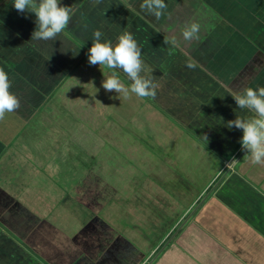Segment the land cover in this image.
I'll use <instances>...</instances> for the list:
<instances>
[{
    "label": "crops",
    "instance_id": "0c3cea01",
    "mask_svg": "<svg viewBox=\"0 0 264 264\" xmlns=\"http://www.w3.org/2000/svg\"><path fill=\"white\" fill-rule=\"evenodd\" d=\"M62 1L76 15L56 41H44L31 40L36 28L34 13L17 16L13 0H0V68L8 77L15 72H21L24 77L23 64L13 55L26 54L35 64L43 62L42 51L55 58L41 68L39 65L33 68L31 71L35 72L27 77L29 86L36 85L35 79L41 83L45 79L54 81V90L49 94H42L41 89L32 96H17L20 107L0 121V264H149L169 234L179 224L177 230L182 229L217 183L210 217L213 224L208 229L200 228L203 254L199 264H264V165L252 164L242 150V130L226 126L237 115H252L240 110L229 93L264 86V0H204L213 7L223 3L225 7L230 6V16L216 18L213 23L209 20L211 26H206L205 20L198 38L192 40L183 37L184 29L192 21L187 20L180 29L173 18L169 27L165 24L167 20L157 25L158 21L152 18L137 17L127 11L126 6L135 7L137 0ZM101 9L103 12L99 14ZM223 19L228 23L225 28ZM77 28H81V35H77ZM95 30L104 34L102 42L109 40L113 44L123 32L133 34L142 50L145 65L142 75L158 85L155 98H145L151 104L149 110L156 109L152 116L170 118L175 122L171 126L194 134L197 146L205 142L210 149L201 150L198 146L204 168L212 167V159L225 161L224 165L213 166L225 169L206 182L197 198L202 196L198 204L197 199L191 206L187 197H176L167 180L165 184L163 180L157 181L154 174L143 172L146 177L140 180L133 174L125 185L110 182L103 171L119 172V168L105 164L101 167L96 155L92 161L87 149L83 153L72 139L55 138L62 128L60 112L69 111L71 117L70 106L76 102L74 96L56 97V90L72 70L89 64L88 50ZM62 37L67 39L64 43H72L65 46V51L61 49ZM84 38L82 49L77 41ZM173 40L178 44L171 43ZM42 42L48 44L49 52L45 50L46 45L41 46ZM79 54L83 55L81 59ZM103 70L106 76L113 71ZM46 71L50 74H44ZM116 71L126 86L131 84L122 71ZM36 72L42 74L36 77ZM79 75V80L89 82L86 75ZM37 86L40 85L37 83ZM9 91L13 93L12 89ZM104 94L109 95L102 89V103L110 106ZM143 99L135 96L141 105ZM87 103L81 101V105L87 106ZM110 111L111 108L105 117L107 123L101 127L98 125L100 114L87 116L86 130L94 133L99 128L105 136L120 130L116 119H111ZM49 137L53 141L48 143ZM168 154L175 162L188 158V153L180 157ZM233 157L237 162L227 168ZM174 161L167 166L183 165ZM211 183L213 188L206 193ZM158 189L164 192L160 193L161 197L165 195L170 201L165 213L158 212ZM144 196L155 203H149L146 198L145 203L141 202ZM140 204L144 206L141 212L136 208ZM182 206L186 207L185 211L179 213L178 208ZM122 214L125 219H119ZM141 216H145L143 223ZM154 230L160 232L155 243L149 241Z\"/></svg>",
    "mask_w": 264,
    "mask_h": 264
},
{
    "label": "rangeland",
    "instance_id": "374dc122",
    "mask_svg": "<svg viewBox=\"0 0 264 264\" xmlns=\"http://www.w3.org/2000/svg\"><path fill=\"white\" fill-rule=\"evenodd\" d=\"M60 2L62 5L65 4V2H63L62 0H60ZM142 2L143 0H137V3H134L133 5L135 7H132L131 5H129L130 7L126 6L127 11L132 12V14H135L137 17L152 18L153 20L158 21L157 25L161 24L162 22L164 23V21L167 20L165 23L167 27H169L172 21L171 19L173 18L176 21L175 25H177L178 29L182 28L183 24L187 20L192 21L191 24L197 23L200 25V28H204L205 20L207 21L206 26H211L216 18L217 20H219V18L222 19L230 16V6L225 7L224 3L220 5V7H213V5L210 6L209 3H205L204 0H165L167 8L164 11V15L160 19H156L154 16L149 15L147 12L141 9ZM14 12V14H16L17 16H23L26 14V12L19 13L15 8ZM102 12V9L99 10V14H102ZM74 15L76 14L73 10L72 16ZM212 18L214 19L212 20ZM209 20L212 21L211 24H208ZM222 24L223 28H225L227 27L228 23H225L223 19ZM76 33L77 35H81V28H77ZM65 36L67 37L68 35L65 34ZM175 36H177V33ZM66 37H62L63 43L67 40ZM85 41V38L83 40H78L77 42L80 45L77 44V46H81L82 49H84L85 45L82 42L85 43ZM43 45L44 44L42 42L41 46ZM65 46H72V43L67 42L62 44L61 49L64 50ZM45 50H49L48 46L47 48H45ZM42 54L44 56L42 60H44L42 62L39 58L41 62L37 64H35L32 61V58L26 54H20V56L13 55V58H15L17 62L19 61L23 64L22 70L24 74V77H22L21 72H15V74L11 73L9 80L11 82V86H13L12 88H10L13 90V94H15L16 96H22V94L23 96H32L34 92H37L38 90L41 91V89L42 94H49L54 90V81L48 79H45L44 81L42 80V83L41 81L36 82L35 79L34 83H36V85L34 86H32L31 84L29 86V82H27V77L35 72L31 71L33 70V68H37L38 65L39 68H41V65L45 62L55 61L54 57L51 59V54L48 55L46 53H43V51ZM81 57H83V55L79 54L78 59H81ZM26 67L31 68L30 71H27ZM103 68L106 67L102 66L101 69H95L90 67L87 63L82 64L78 69L75 68L74 70H72L69 76L66 77L67 80H65V82L58 88V90H56L57 92H59L58 94L56 92V97L74 96L73 101L76 102L72 103V106H70L71 108H73V111L70 114L71 117H69V111L60 112L59 121L61 122L62 128H60L61 132H56L57 134L55 138L61 137V140L64 138L72 139L75 142V146L84 151L83 153H86L87 151V153L91 155L89 159L93 161V155H96L98 157V162L101 163V167L103 164H105L107 167L116 166L117 168H119V172L109 169H107L105 172L103 171V173L107 175L110 182H116L118 183V185H125L127 180L129 179V176L134 174L133 176H135V178L137 177L140 180L142 177H146L143 173L145 172L147 174H154L157 181L163 180L162 182L164 183L167 180V182L170 184V188L172 186L173 193L176 192V197L183 196L187 197V199L194 197L197 198L200 195L202 189L205 188L207 184L206 182L211 180L212 176L216 175L220 171V169H225L222 167L220 168L213 166L224 165L225 161L219 159H216L214 161V159H212V167H207L209 169L204 168V163L201 162V159H203V157H200L201 152L199 151L198 146L202 148L201 150H205L207 148L210 149L209 146H207L205 142H200V144H198L197 146L196 136L194 134H190L188 131L182 128H177L175 126L177 128L176 129L171 126L173 123L175 125V122H173L170 118L166 119L162 117L164 118V120H162L160 116L158 117L159 119L152 116L153 111H155L156 109L152 107V110L150 111L149 108L151 104H149L145 98L143 99L141 105L139 100H135L134 94L130 95L128 99H124L121 96H118L116 92L112 91L107 92L109 93V95L104 94V97L108 99L110 106L103 104V87L101 85L104 76L107 77L105 75L107 73L105 70H103ZM39 73L42 74V72ZM81 73L87 76L89 82L87 80H85V82L79 80V74ZM41 74H38L36 72L34 75L38 77ZM44 74L49 75L50 72L46 71ZM91 82L92 84H90ZM37 83L40 86H37ZM77 94H80V97H78V99L76 98ZM81 101H85V103L87 101V106L86 104L81 105ZM76 104L78 105V107L76 106ZM68 105H70V103H68L67 106ZM109 108H111L112 111L109 112L111 115L110 117L111 119H116V121L120 125V130H116V132L114 134H110V136H105V134L100 133L99 128L95 129L94 133L89 129L86 130V128L88 127L86 125V117L88 116V118H90L91 114H94L95 117L100 114L101 121L98 122V125L99 127L104 126V124L108 121V119H106L105 117H107V111H109ZM35 121L39 120L36 118ZM50 127L51 126L48 125V128ZM87 131H90V133ZM68 133L72 135H68ZM106 134L109 135V133ZM108 137L111 138V141ZM49 140L48 143L53 141L52 137H49ZM46 141L47 139H45V141L43 142L44 145ZM167 152L176 154V156H186L188 153V158L180 159L175 162L173 158L172 160H170V154L167 155ZM206 153L209 154L210 151L208 152L207 150ZM171 161H174V163H176L177 165H179L178 163H181L183 165L170 168V166H167V164H170ZM135 167H137V169H135ZM231 167L232 164H227V168ZM139 168L142 170L141 173L138 170ZM184 185L187 188L186 192L184 191ZM217 186L218 183L214 185V188H216ZM214 188L208 194V196L204 197V199L196 208L195 213L191 214V216L186 220V223L182 227V229L181 227L179 228L181 230L175 233V236L173 235L172 238L167 241L164 247L158 252V254H156V256L150 261L149 264H199V257L201 258L203 254V244L201 243L203 232L200 228L206 227L208 229L210 228V225L213 224L211 223L210 217L211 212L214 210ZM158 192L159 193H157L158 198L156 200V204L159 207L157 205L156 206L158 208V212L162 211L161 213H165L166 204L169 205L170 201L169 198L166 199L165 195L164 197H161L162 193L160 192V189H158ZM154 193L155 192L152 190L151 195H153ZM127 196L130 195L128 194ZM145 198L149 203H155V201H153V199L149 196H144L141 202L145 203ZM129 200L130 198H127V201ZM154 206L155 205H153L152 207L154 208ZM136 208L141 212L144 206L143 204H140L139 206L136 205ZM185 208H183V206L178 208V212H184ZM194 208L195 207H193L192 210ZM169 213L170 211H168L166 215H168ZM119 217V219H125L126 216L122 214ZM140 221H142L143 223L145 221V216H141ZM143 225L146 226V224ZM161 226L163 227V225ZM159 236L160 232L158 233L156 232V230H154L150 233L149 241L155 243ZM138 245L140 246V242Z\"/></svg>",
    "mask_w": 264,
    "mask_h": 264
},
{
    "label": "clouds",
    "instance_id": "9594fccd",
    "mask_svg": "<svg viewBox=\"0 0 264 264\" xmlns=\"http://www.w3.org/2000/svg\"><path fill=\"white\" fill-rule=\"evenodd\" d=\"M97 3L100 0H96ZM13 6L19 13H34L36 28L32 32L31 40L56 41V38L68 28L72 20V7L62 5L60 0H13ZM167 8L165 0H143L141 9L149 15L160 19ZM200 25L192 23L183 31L185 40L198 38ZM104 34L100 30L93 33L92 45L88 50V63L113 70L102 81L106 92H116L118 96L128 99L134 94L139 98H155L158 85L152 78L142 75L145 70L142 60V50L131 32L125 31L118 36L113 44L109 40L102 42ZM168 43V41H165ZM175 44V41H171ZM194 67V65H189ZM116 70H120L131 84L126 86ZM11 82L8 74L0 68V121L6 114L12 113L20 107L18 97L9 91ZM238 108L246 110L252 115L238 116L227 122V127L242 130L241 148L246 151L250 162L254 165H264V86L257 88L245 87L241 92L232 91ZM207 141V136H204ZM233 157L228 164L236 163Z\"/></svg>",
    "mask_w": 264,
    "mask_h": 264
},
{
    "label": "trees",
    "instance_id": "16d2710c",
    "mask_svg": "<svg viewBox=\"0 0 264 264\" xmlns=\"http://www.w3.org/2000/svg\"><path fill=\"white\" fill-rule=\"evenodd\" d=\"M213 185L214 184H212L208 189H207V191H206V193H208V192H210L211 190H212V188H213ZM162 191H166V189H165V187H163V190ZM164 192H162V193H164ZM202 193V192H201ZM201 193H200V195H201ZM199 195V196H200ZM198 196V197H199ZM197 197V198H198ZM196 197H194V198H190V202L189 203H191V206L193 205V201H195L196 199H197ZM202 200V196H201V198H199V199H197V202H196V204H198L200 201ZM185 207V206H184ZM180 226V224L179 225H177L176 226V228L170 233V235L164 240V242H163V244L161 245V246H159V248L155 251V253H154V255L153 256H155L160 250H161V248L165 245V243L171 238V236L177 231V228Z\"/></svg>",
    "mask_w": 264,
    "mask_h": 264
},
{
    "label": "water",
    "instance_id": "95a60500",
    "mask_svg": "<svg viewBox=\"0 0 264 264\" xmlns=\"http://www.w3.org/2000/svg\"><path fill=\"white\" fill-rule=\"evenodd\" d=\"M179 230H180V229H178L177 232H178ZM177 232H176V233H177ZM174 236H175V235H174Z\"/></svg>",
    "mask_w": 264,
    "mask_h": 264
}]
</instances>
